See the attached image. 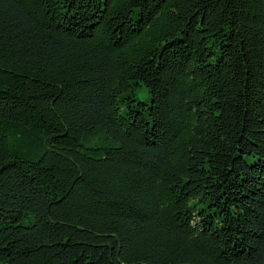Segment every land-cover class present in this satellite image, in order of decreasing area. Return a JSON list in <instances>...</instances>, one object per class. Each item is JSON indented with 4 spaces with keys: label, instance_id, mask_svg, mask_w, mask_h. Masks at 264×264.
<instances>
[{
    "label": "trees",
    "instance_id": "1",
    "mask_svg": "<svg viewBox=\"0 0 264 264\" xmlns=\"http://www.w3.org/2000/svg\"><path fill=\"white\" fill-rule=\"evenodd\" d=\"M0 264H264V0H0Z\"/></svg>",
    "mask_w": 264,
    "mask_h": 264
},
{
    "label": "rangeland",
    "instance_id": "2",
    "mask_svg": "<svg viewBox=\"0 0 264 264\" xmlns=\"http://www.w3.org/2000/svg\"><path fill=\"white\" fill-rule=\"evenodd\" d=\"M134 94L136 95V98L139 100H146L149 97V93L143 85L135 86Z\"/></svg>",
    "mask_w": 264,
    "mask_h": 264
}]
</instances>
